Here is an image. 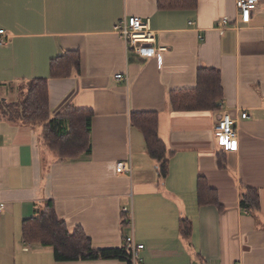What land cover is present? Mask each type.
<instances>
[{
	"label": "crops",
	"instance_id": "crops-1",
	"mask_svg": "<svg viewBox=\"0 0 264 264\" xmlns=\"http://www.w3.org/2000/svg\"><path fill=\"white\" fill-rule=\"evenodd\" d=\"M129 17L148 20L154 47L165 51L148 59L128 51L114 27ZM224 17L230 24L222 28ZM0 30L7 40L0 45V264H127L56 262L50 248L25 243L22 222L47 202L94 249H122L132 236L143 245L139 264H264V0L247 25L235 0H198L191 11L159 10L156 0H0ZM68 51L79 53V72L50 79V61ZM201 68L220 73L219 109L172 112L168 93L194 88ZM35 79L48 82L52 117L66 107L91 111L89 155L60 161L42 144L41 126L5 117ZM143 112L157 114L170 153L165 179L130 124ZM223 113L236 121V152L216 144L213 125ZM124 161L131 173L119 175ZM198 178L219 206L198 205ZM245 188L257 190L258 209L240 206ZM181 220L190 225L187 239Z\"/></svg>",
	"mask_w": 264,
	"mask_h": 264
},
{
	"label": "trees",
	"instance_id": "trees-1",
	"mask_svg": "<svg viewBox=\"0 0 264 264\" xmlns=\"http://www.w3.org/2000/svg\"><path fill=\"white\" fill-rule=\"evenodd\" d=\"M157 8L166 11L195 10L198 0H156ZM80 56L68 51L49 63L50 79H63L78 73ZM46 79L28 81L22 101L15 107L4 110L10 121L24 125L41 126L42 144L60 161L75 160L91 152L90 127L92 113L66 107L52 117L49 107ZM223 97L221 76L217 69L201 68L196 73V84L192 89L174 90L168 93V104L172 112H213L219 109ZM130 124L137 128L144 139L145 150L155 162L157 174L165 179L168 174L170 153L157 134L158 119L153 112L133 113ZM224 153V152H223ZM218 166L225 169L224 161ZM197 203L199 206H219L217 195L203 178L197 180ZM240 206L246 210H256L259 206L257 190L245 188L240 196ZM22 236L27 244L48 247L56 262L91 260H121L130 264V257L122 249H94L89 237L79 227L69 229L60 220L52 202H47L39 214L22 222ZM182 238L190 236V225L186 220L179 223Z\"/></svg>",
	"mask_w": 264,
	"mask_h": 264
},
{
	"label": "built area",
	"instance_id": "built-area-1",
	"mask_svg": "<svg viewBox=\"0 0 264 264\" xmlns=\"http://www.w3.org/2000/svg\"><path fill=\"white\" fill-rule=\"evenodd\" d=\"M258 7V0H235V9L238 22L247 25L253 11ZM230 24L229 20L224 17L218 22L219 27H225ZM114 32L123 41L125 48L132 51L141 59L153 57L157 52L165 51L164 48H155V33L150 29L148 20L140 17H129L121 19L114 27ZM7 40L4 37V31L0 30V45H6ZM121 75H115V79L120 80ZM247 115L241 114V119H245ZM213 133L217 146L224 153H232L238 150L236 121L228 113L221 114L214 122ZM115 172L119 175L130 174V161L119 162L115 166ZM2 206L0 204V212ZM123 213L127 215V224L132 225L131 213L128 209H123ZM125 251L130 257V264H139L138 253L143 249V245L134 242L133 237L125 238Z\"/></svg>",
	"mask_w": 264,
	"mask_h": 264
}]
</instances>
